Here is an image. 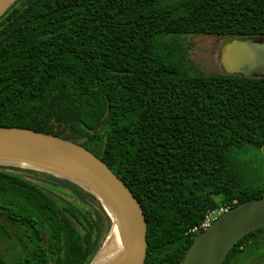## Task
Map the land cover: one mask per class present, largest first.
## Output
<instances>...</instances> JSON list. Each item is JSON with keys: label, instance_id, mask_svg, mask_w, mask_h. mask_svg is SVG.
I'll return each instance as SVG.
<instances>
[{"label": "trees", "instance_id": "trees-1", "mask_svg": "<svg viewBox=\"0 0 264 264\" xmlns=\"http://www.w3.org/2000/svg\"><path fill=\"white\" fill-rule=\"evenodd\" d=\"M199 36L264 38V0H16L0 16V126L98 156L143 209L144 264H180L208 211L264 193V76L204 73ZM109 229L77 184L0 165V264H90ZM252 239L258 254L264 228L223 264Z\"/></svg>", "mask_w": 264, "mask_h": 264}, {"label": "water", "instance_id": "water-1", "mask_svg": "<svg viewBox=\"0 0 264 264\" xmlns=\"http://www.w3.org/2000/svg\"><path fill=\"white\" fill-rule=\"evenodd\" d=\"M15 1L0 0V16ZM151 108L145 109L138 118L142 120ZM21 162L29 166L19 165ZM0 165L46 172L80 186L96 198L107 214L110 229L106 238L116 228L121 232L125 254L116 264H144L147 224L143 209L126 184L94 153L53 134L0 126ZM260 228H264V193L227 209L214 219L195 236L180 264H223L238 241ZM104 242L90 264H95L102 254Z\"/></svg>", "mask_w": 264, "mask_h": 264}, {"label": "rangeland", "instance_id": "rangeland-1", "mask_svg": "<svg viewBox=\"0 0 264 264\" xmlns=\"http://www.w3.org/2000/svg\"><path fill=\"white\" fill-rule=\"evenodd\" d=\"M196 41L191 57L204 73L222 71L264 76V38H236L234 42H218L208 36H199ZM253 240L242 246L244 251L235 258V264H264V247L259 249L258 254L255 253V248L251 246ZM0 252L11 260L8 240L1 235Z\"/></svg>", "mask_w": 264, "mask_h": 264}, {"label": "bare ground", "instance_id": "bare-ground-1", "mask_svg": "<svg viewBox=\"0 0 264 264\" xmlns=\"http://www.w3.org/2000/svg\"><path fill=\"white\" fill-rule=\"evenodd\" d=\"M18 164L25 167L29 166L22 162ZM124 254H125V249H124V242L121 237V232H119L116 228L111 233V235L110 236L108 235V237L106 238L104 242V250L97 259L95 264H116L123 258Z\"/></svg>", "mask_w": 264, "mask_h": 264}, {"label": "built area", "instance_id": "built-area-1", "mask_svg": "<svg viewBox=\"0 0 264 264\" xmlns=\"http://www.w3.org/2000/svg\"><path fill=\"white\" fill-rule=\"evenodd\" d=\"M227 209L229 208L219 207L218 209L208 211L201 225L194 227L192 229V232L198 233L199 231L204 230L207 226H209L212 223L214 219H216L219 215H221Z\"/></svg>", "mask_w": 264, "mask_h": 264}, {"label": "flooded vegetation", "instance_id": "flooded-vegetation-1", "mask_svg": "<svg viewBox=\"0 0 264 264\" xmlns=\"http://www.w3.org/2000/svg\"><path fill=\"white\" fill-rule=\"evenodd\" d=\"M236 258V257H235ZM229 264H235V260L233 262H230Z\"/></svg>", "mask_w": 264, "mask_h": 264}]
</instances>
